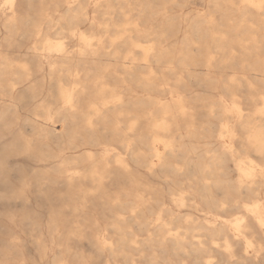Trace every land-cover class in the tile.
Returning <instances> with one entry per match:
<instances>
[{
	"label": "bare ground",
	"instance_id": "bare-ground-1",
	"mask_svg": "<svg viewBox=\"0 0 264 264\" xmlns=\"http://www.w3.org/2000/svg\"><path fill=\"white\" fill-rule=\"evenodd\" d=\"M178 1L0 0V204L66 199L90 250L25 215L33 243H0V264H264V0H198L176 46ZM186 77L226 92L214 119ZM89 200L111 216L93 235Z\"/></svg>",
	"mask_w": 264,
	"mask_h": 264
},
{
	"label": "rangeland",
	"instance_id": "rangeland-1",
	"mask_svg": "<svg viewBox=\"0 0 264 264\" xmlns=\"http://www.w3.org/2000/svg\"><path fill=\"white\" fill-rule=\"evenodd\" d=\"M189 1V2H188ZM193 1V2H192ZM187 2V3H186ZM190 2H192V4L190 3ZM197 4V6H196V4ZM199 2H198V0L196 1V0H180V1H178V4H175V5H170L169 6V12L170 11H172V12H170L175 18H173V22H174V25H173V28H172V33H173V31H175L174 32V34H172L171 33V36L172 37H170V39H171V41H172V44H176V46H179L181 43H180V41H181V36H182V29L184 28L185 30H187L188 31V29H186V28H188V26H187V23H189V21H188V19H187V17L188 18H190L193 14H194V11L195 10H198V9H203L204 11H206L207 9H208V5H207V3L205 2L203 5H200V4H198ZM180 5V6H179ZM183 5V6H182ZM187 6H188V8H187ZM181 8V9H180ZM189 10V11H188ZM182 13V17H184V18H186V23L185 22H181L180 21V19H182V17L180 16V14ZM236 17H238L237 15H235ZM178 17V18H177ZM154 20H156V23H155V21H154V23L153 24H157V22L159 21V19L158 18H153ZM177 24H178V26L179 25H181L180 26V30H178L177 32H176V30L179 28L178 26H177ZM185 24V25H184ZM176 25V26H175ZM225 30H228V28H227V26H225V27H223ZM183 29V30H184ZM230 35H233V33L231 34V33H229ZM207 40H209L208 38H206ZM235 48H238L237 46H235ZM195 51L196 50H194V52H193V54H197L198 52H196L195 53ZM199 59V60H198ZM194 60H195V62L193 63L194 64V66L196 67V68H199V69H202V60H203V57H199V55L197 56L196 55V59L194 58ZM197 62V63H196ZM198 69V71L196 70L195 72H194V74H196L197 72H199L200 74H196V76L198 75V76H201V77H204L205 76V74H204V72L202 71V70H199ZM203 72V73H202ZM188 77H186L185 79H184V83H185V85H183L184 86V88H183V86H180L179 87V89L181 90V92H184V94L186 95V99L190 102L191 100V102H190V104L192 105V107L193 106H195V108H197L198 109V111H196L195 110V112H196V117H197V121H201V120H203V115H204V117L205 118H209V119H214V118H212V117H209L208 115H207V105H205V104H208V102L210 103V102H217V100H218V98L220 97V96H225L226 95V92H224V90L222 89V88H220L219 86H216L215 85V83L213 84L212 82H211V84H209L208 86L206 85V86H204L203 84H201V83H199V84H195V82H193L192 83V81L189 79ZM188 83V84H187ZM196 86H195V85ZM201 84V85H200ZM189 85V86H188ZM198 85H200V86H198ZM215 85V86H214ZM186 86V87H185ZM190 86H191V88H190ZM204 87L203 89H202V87ZM196 87V88H195ZM199 87V88H198ZM207 87V88H206ZM210 87V88H209ZM193 88H195L194 90H193ZM208 88L210 89L209 91H208ZM187 90V91H189V92H187L186 93V91L185 90ZM183 90V91H182ZM201 90V91H200ZM211 90H212V92H211ZM219 90V91H218ZM216 91V92H215ZM194 93V95L192 94L191 95V93ZM199 92H201V94L199 93ZM243 99H244V101H246L245 100V98H246V93L245 92H240V91H236ZM189 93V94H188ZM212 93V94H211ZM214 93V94H213ZM240 93H243V95L242 94H240ZM245 93V94H244ZM187 94H188V96H187ZM195 94H200L199 96L198 95H195ZM204 94H206V95H204ZM212 95V96H211ZM190 96H192V97H190ZM193 96H194V98L195 99H193ZM207 96V97H206ZM187 97H189L190 98V100H189V98H187ZM200 98V99H198V100H196L197 98ZM217 98V99H216ZM204 99V100H203ZM194 100H196V101H199L200 100V102L198 103V102H196V101H194ZM209 100V101H208ZM193 101H194V103H193ZM207 102V103H206ZM197 104H198V106H197ZM197 106V107H196ZM201 106V107H200ZM198 107H200V108H198ZM194 108V107H193ZM203 108H204V111L205 112H203ZM204 113V114H203ZM206 113V114H205ZM199 114V115H198ZM200 115H201V117H200ZM205 115H207V116H205ZM199 116V117H198ZM201 118V119H200ZM204 118V119H205ZM199 119V120H198ZM227 164H228V168H229V170H230V168H231V166H230V163H228L227 162ZM11 167H15V168H17V169H19L18 171H20L21 173H26L27 174V172H29V167H28V164L26 163V162H21V161H18V162H16V164L15 163H12L11 165H10ZM25 167V168H24ZM12 168V169H13ZM24 170V171H23ZM140 171V172H139ZM14 172V171H13ZM137 174L140 176V178H144V179H146V180H148L149 182H152V183H154V184H156L158 187H160V184L161 183H158L157 181H156V179H153V178H151L150 176L148 177V175H146L144 172H143V170H142V168L140 167V166H138L137 167ZM145 176V177H144ZM11 181L14 183V185H16V186H18V184H16V183H18V181H17V179H14V178H11ZM161 187L163 188L164 187V185L163 184H161ZM59 192V193H58ZM65 191H62V189L60 188L58 191H57V193L56 194H58V195H63V193H64ZM26 195H27V197H28V201H29V204H27V205H23V204H20V203H12V201H14V200H12L10 203H4V205L3 204H0V243H12V240L14 239L15 240V243H20V240H21V243H33L32 241H29L28 240V234H29V232H30V226H29V224H27L26 222H25V220H24V218H25V215H28V216H31L32 218H35V220L37 221V224H38V230H37V234L39 235L40 234V236H41V243H72L73 244V246L75 247V248H77V249H82V250H84L86 253H89L90 252V250L88 249V247H84V246H82V243L83 242H85V241H87L86 240V236H84V235H81V236H79V235H72V234H70L68 231H70V230H72V227H71V225L69 224V220H70V214H69V212L68 213H66L67 212V210H66V208H64V206H65V204H66V202H67V200L66 199H62V198H60L59 197V199H58V197L56 196V200H53V196H49V197H46V198H44V197H39L36 193H34V192H31V191H27L26 192ZM43 198H44V200H43ZM47 198H49V200L47 199ZM34 199V200H33ZM47 199V200H46ZM46 201L45 203L44 202H42V201ZM58 200V201H57ZM17 202H19V200L17 199L16 200ZM40 201V202H39ZM48 201V202H47ZM57 201V202H56ZM59 201L61 202V204L59 203ZM89 203L86 205V210H85V213L84 214H82L80 217H79V221H80V223L82 224H84V225H87V231H88V233H90V235H93V234H95L96 233V222L95 221H97L98 223H100V224H102V225H104V224H106V222L109 220V219H111V216H110V214H108V213H105L104 215H103V213L101 212V210L99 209L98 210V207L96 206V205H94V203L92 202V200L90 201H88ZM90 202H92V203H90ZM46 203H47V205H46ZM51 203V204H50ZM65 203V204H64ZM53 204V205H52ZM56 204V205H55ZM21 205V206H20ZM31 205V206H30ZM43 205V206H42ZM60 205V206H59ZM63 205V206H62ZM50 206V207H49ZM62 206V207H61ZM1 207H3V208H1ZM7 207H10V208H7ZM18 207V208H17ZM25 207H26V209H25ZM48 207V208H47ZM31 208H33V209H31ZM44 209V211H43V209ZM62 208V209H61ZM89 208V209H88ZM4 209V210H3ZM59 209V210H58ZM65 210V211H64ZM25 212H29V213H25ZM32 212V213H31ZM11 213H12V215H11ZM55 213V214H54ZM21 214V215H20ZM22 214H24V215H22ZM34 214V215H33ZM41 214V215H40ZM65 214H68V215H65ZM16 215H18L17 217H16ZM20 215V216H19ZM54 215H55V218H56V221H57V224H58V226H59V229L61 230V235L58 237V236H56V235H53L52 233H51V229H50V227H51V219H52V217H54ZM24 218H23V217ZM34 216V217H33ZM58 216V217H57ZM14 217H16V218H14ZM42 217V218H41ZM67 218H68V221H67ZM8 219V220H7ZM39 219V220H38ZM11 221V222H10ZM15 221H17V222H15ZM25 223H24V222ZM104 221H105V223H104ZM23 224H22V223ZM15 223V224H14ZM18 223H20V224H22V225H20V224H18ZM45 223V224H44ZM47 224V225H46ZM46 225V226H45ZM24 226V227H23ZM66 226V227H65ZM89 226V227H88ZM28 228V229H27ZM17 229V230H16ZM90 229V230H89ZM133 230H134V232H136L137 234H141V233H144V232H142V231H139V229H137L136 227H133ZM14 231H16L15 233H14ZM139 231V232H138ZM63 233V234H62ZM111 233V232H110ZM15 234V235H14ZM17 235V236H16ZM20 235V236H19ZM15 236V237H14ZM18 237V238H17ZM43 237H45V238H43ZM65 237V238H64ZM86 237V238H85ZM16 239H18V241L16 240ZM59 239H61V240H59ZM51 240V241H50ZM9 241V242H8ZM22 241H24V242H22ZM57 241V242H56ZM47 260H49V259H44L43 261H42V263L41 264H44V263H48V264H50L49 263V261H47Z\"/></svg>",
	"mask_w": 264,
	"mask_h": 264
}]
</instances>
